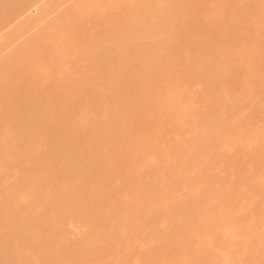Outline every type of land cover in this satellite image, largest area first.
Here are the masks:
<instances>
[{
  "label": "bare ground",
  "instance_id": "obj_1",
  "mask_svg": "<svg viewBox=\"0 0 264 264\" xmlns=\"http://www.w3.org/2000/svg\"><path fill=\"white\" fill-rule=\"evenodd\" d=\"M63 10L0 61V264H264V0Z\"/></svg>",
  "mask_w": 264,
  "mask_h": 264
},
{
  "label": "rangeland",
  "instance_id": "obj_2",
  "mask_svg": "<svg viewBox=\"0 0 264 264\" xmlns=\"http://www.w3.org/2000/svg\"><path fill=\"white\" fill-rule=\"evenodd\" d=\"M64 2H66V3H68V4H70V2L71 1H73L70 5H72L73 3H75V1L77 2L78 0H63ZM62 3L61 5H62V7H58L57 9H58V12H55L54 10H53V13L52 12H50L51 13V15L49 14V16L46 18L45 16L43 17V18H41V20L39 19V17H38V19L40 20V22L39 21H36L35 20V22H37V24H35V22L33 23L34 25H31V27H28V30L27 31H25V32H23V34L21 33V35H16V36H14V38L12 37V40L9 38V40L11 41V44L9 43V42H7V41H9L8 39H7V41H5V42H7V45L5 44V42L3 43V46L1 47V48H3L4 47V50H1L0 51V61L2 60V58L6 55V56H8L9 54V52L11 53V52H13L14 50H16L17 49V47H20V45H22L23 44V42H25V40L26 39H29V37L31 36V34L33 33V34H36L38 31H41V29L42 28H44V24H46L47 22L49 23V21L48 20H51V18H53V16L55 15V13H59L60 14V10L62 11V9H64L63 11H65V9H67V8H69V6L70 5H68V7H66L67 5H66V3ZM58 6H60V4L58 5ZM64 6H65V8H64ZM56 10V9H55ZM32 12L33 13H36V9L34 8L33 10H32ZM53 14V15H52ZM57 16V15H56ZM47 20H46V19ZM54 18H55V16H54ZM53 18V19H54ZM42 20H43V22H42ZM46 22V23H45ZM43 25V26H42ZM34 27V28H33ZM30 28V29H29ZM29 31V32H28ZM36 31V32H35ZM28 32V33H27ZM33 34H32V36H33ZM0 40L1 39H3V37L4 36H2L3 35V33L2 32H0ZM17 36H19V38L17 37ZM31 36V37H32ZM15 37H17L18 39H16ZM28 37V38H27ZM2 43L0 44V45H2ZM9 44V45H8ZM6 47H8V48H6ZM5 56V57H6ZM4 59V58H3ZM64 60H65V58H64ZM64 60H62V63L63 64H65V62H64ZM3 61V60H2ZM66 62H68V59L66 58ZM1 63V62H0ZM60 71V70H59ZM85 115V114H84ZM75 136V138L77 137L75 134H73V137ZM72 137V138H73ZM78 138H80V137H78ZM155 138V137H154ZM74 139V138H73ZM75 141L76 140H78L77 138L76 139H74ZM164 144V143H163ZM178 159V158H177ZM177 161V160H176ZM178 162V161H177ZM179 162H180V159H179ZM181 163V162H180ZM180 163H179V165H180ZM45 175H46V173H45ZM73 224V225H72ZM77 224V225H76ZM71 223L69 226H68V228H70V230L69 229H67L68 230V232H67V235L69 236V239L70 238H72V239H79L81 236H83L84 234H85V231L83 230V229H85L84 227H80V226H82V225H79L80 223ZM78 227H80V228H78ZM75 229V230H74ZM83 230V231H80V230ZM73 230V231H72ZM70 233H72V234H70ZM82 233H84V234H82ZM70 234V235H69ZM72 235H74V237H72ZM138 239V237L136 238V240ZM135 240V241H136ZM244 253V252H243ZM242 254V253H241ZM199 262V261H198ZM199 263H201V261L199 262ZM199 263H197L196 262V264H199ZM201 264H204V263H201Z\"/></svg>",
  "mask_w": 264,
  "mask_h": 264
}]
</instances>
